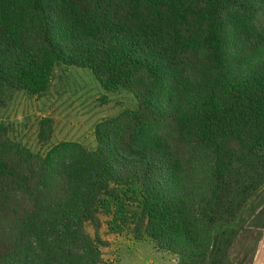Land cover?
Wrapping results in <instances>:
<instances>
[{
  "label": "trees",
  "instance_id": "trees-1",
  "mask_svg": "<svg viewBox=\"0 0 264 264\" xmlns=\"http://www.w3.org/2000/svg\"><path fill=\"white\" fill-rule=\"evenodd\" d=\"M61 66L135 108L93 150L52 144L47 117L38 151L0 122V264H108L98 215L177 264H240L264 190V0H0V109Z\"/></svg>",
  "mask_w": 264,
  "mask_h": 264
},
{
  "label": "rangeland",
  "instance_id": "rangeland-1",
  "mask_svg": "<svg viewBox=\"0 0 264 264\" xmlns=\"http://www.w3.org/2000/svg\"><path fill=\"white\" fill-rule=\"evenodd\" d=\"M134 108L135 101L127 93L105 92L87 70L61 66L54 71L50 88L43 97L16 96L0 109V122L10 128V135L16 141L38 151L37 121L47 117L53 121L52 144L72 141L93 150L95 125ZM256 205L253 217L246 221L240 233L246 237L237 260L240 264H264V190ZM108 221L106 216L98 215L97 234L104 242L100 251L108 264H177L174 255L158 249L151 241L135 240L130 227L111 232ZM85 231L93 237L94 225L86 224Z\"/></svg>",
  "mask_w": 264,
  "mask_h": 264
}]
</instances>
